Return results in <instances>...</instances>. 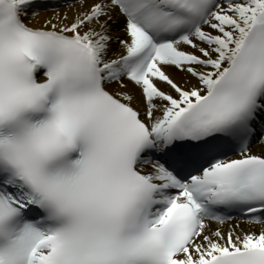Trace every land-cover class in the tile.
I'll return each mask as SVG.
<instances>
[{
    "label": "snow or ice",
    "instance_id": "obj_1",
    "mask_svg": "<svg viewBox=\"0 0 264 264\" xmlns=\"http://www.w3.org/2000/svg\"><path fill=\"white\" fill-rule=\"evenodd\" d=\"M49 9L0 0V264H264V0Z\"/></svg>",
    "mask_w": 264,
    "mask_h": 264
},
{
    "label": "bare ground",
    "instance_id": "obj_2",
    "mask_svg": "<svg viewBox=\"0 0 264 264\" xmlns=\"http://www.w3.org/2000/svg\"><path fill=\"white\" fill-rule=\"evenodd\" d=\"M65 8H61L60 11H64ZM48 15H51V11L49 12H46V13H41V17L40 18H43L44 16H48ZM260 150V146L258 145L255 149V151H259Z\"/></svg>",
    "mask_w": 264,
    "mask_h": 264
}]
</instances>
